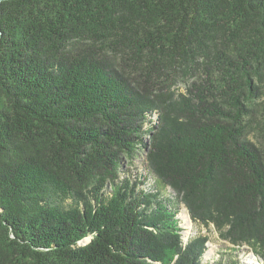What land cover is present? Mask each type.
Returning a JSON list of instances; mask_svg holds the SVG:
<instances>
[{
    "label": "trees",
    "instance_id": "1",
    "mask_svg": "<svg viewBox=\"0 0 264 264\" xmlns=\"http://www.w3.org/2000/svg\"><path fill=\"white\" fill-rule=\"evenodd\" d=\"M179 206L264 264V0H0V264H201Z\"/></svg>",
    "mask_w": 264,
    "mask_h": 264
},
{
    "label": "rangeland",
    "instance_id": "2",
    "mask_svg": "<svg viewBox=\"0 0 264 264\" xmlns=\"http://www.w3.org/2000/svg\"><path fill=\"white\" fill-rule=\"evenodd\" d=\"M144 154L141 153L139 157H135L133 164L130 166L123 165L127 170L126 173H120L121 177L128 175L131 179H139L147 174L143 170ZM129 177V178H130ZM144 185L141 186L143 189H150L153 187V180L146 177ZM140 180H144L140 178ZM164 194L168 196L170 191H165ZM182 206H179V213L176 216L178 221V227L181 229V237L184 243L194 236H206L208 242L206 243V251L201 259V264H263L258 257L247 250L246 247H233L228 242L223 241L219 238L218 233L212 226L204 228L202 226L193 224L189 221L185 211L181 210ZM186 219V221L184 222Z\"/></svg>",
    "mask_w": 264,
    "mask_h": 264
},
{
    "label": "water",
    "instance_id": "3",
    "mask_svg": "<svg viewBox=\"0 0 264 264\" xmlns=\"http://www.w3.org/2000/svg\"><path fill=\"white\" fill-rule=\"evenodd\" d=\"M89 242V239H84L82 242H81V244H86V243H88Z\"/></svg>",
    "mask_w": 264,
    "mask_h": 264
},
{
    "label": "bare ground",
    "instance_id": "4",
    "mask_svg": "<svg viewBox=\"0 0 264 264\" xmlns=\"http://www.w3.org/2000/svg\"><path fill=\"white\" fill-rule=\"evenodd\" d=\"M183 218V220H184V217H182ZM186 221V219L184 220V222Z\"/></svg>",
    "mask_w": 264,
    "mask_h": 264
}]
</instances>
